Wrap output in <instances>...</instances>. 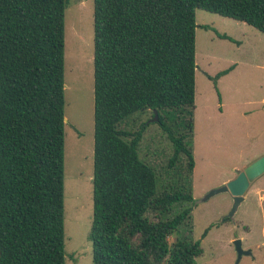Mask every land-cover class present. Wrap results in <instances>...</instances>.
<instances>
[{"label":"trees","instance_id":"trees-1","mask_svg":"<svg viewBox=\"0 0 264 264\" xmlns=\"http://www.w3.org/2000/svg\"><path fill=\"white\" fill-rule=\"evenodd\" d=\"M68 1L0 0V264H65ZM196 10L264 34V0H93L92 264H194L203 254L199 241L167 242L194 202ZM154 110L172 148L163 187L139 159L146 124L121 128Z\"/></svg>","mask_w":264,"mask_h":264},{"label":"rangeland","instance_id":"rangeland-1","mask_svg":"<svg viewBox=\"0 0 264 264\" xmlns=\"http://www.w3.org/2000/svg\"><path fill=\"white\" fill-rule=\"evenodd\" d=\"M64 252L65 264H92L88 234L93 207V0H69L64 16ZM195 75L191 173L193 205L176 239L199 241L194 264H235L233 242L248 251L238 264H264V174L252 182L233 218L230 194L205 196L264 155V34L245 23L195 11ZM208 26L206 30L204 27ZM222 34L233 41L217 37ZM232 68L226 75L212 79ZM150 111L121 125L146 124L139 159L160 187L172 183V148ZM209 229L204 236V232ZM161 264H168L165 260Z\"/></svg>","mask_w":264,"mask_h":264},{"label":"water","instance_id":"water-1","mask_svg":"<svg viewBox=\"0 0 264 264\" xmlns=\"http://www.w3.org/2000/svg\"><path fill=\"white\" fill-rule=\"evenodd\" d=\"M153 114L154 116L151 122L154 123L158 121V115L155 110L153 111ZM236 173L237 176L233 180L229 181L227 184L221 186L220 188L211 190L205 196V200H208L209 198L216 196L218 194H222V193L230 194L233 204L228 215L222 218L221 221H223L226 218L234 217L239 206L244 200V195L247 192L250 184L264 174V156L258 158L257 160L249 164L247 167L243 169V171L241 172L237 171ZM233 244L237 254V260L235 264H238L241 257L243 255H248L249 252L244 251L242 249L241 240L237 239L233 242Z\"/></svg>","mask_w":264,"mask_h":264},{"label":"flooded vegetation","instance_id":"flooded-vegetation-1","mask_svg":"<svg viewBox=\"0 0 264 264\" xmlns=\"http://www.w3.org/2000/svg\"><path fill=\"white\" fill-rule=\"evenodd\" d=\"M264 156V155H263Z\"/></svg>","mask_w":264,"mask_h":264}]
</instances>
